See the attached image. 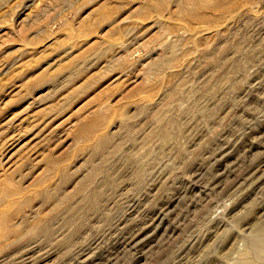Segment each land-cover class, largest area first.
<instances>
[{
    "label": "rangeland",
    "instance_id": "374dc122",
    "mask_svg": "<svg viewBox=\"0 0 264 264\" xmlns=\"http://www.w3.org/2000/svg\"><path fill=\"white\" fill-rule=\"evenodd\" d=\"M0 264H264V0H0Z\"/></svg>",
    "mask_w": 264,
    "mask_h": 264
}]
</instances>
